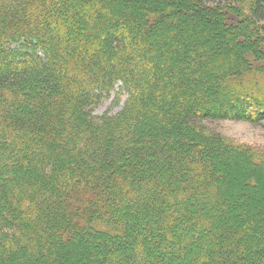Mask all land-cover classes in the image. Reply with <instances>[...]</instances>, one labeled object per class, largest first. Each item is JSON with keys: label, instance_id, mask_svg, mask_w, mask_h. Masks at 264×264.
<instances>
[{"label": "trees", "instance_id": "trees-1", "mask_svg": "<svg viewBox=\"0 0 264 264\" xmlns=\"http://www.w3.org/2000/svg\"><path fill=\"white\" fill-rule=\"evenodd\" d=\"M123 1L0 0V264H264L212 161L264 157L198 121L264 127V0Z\"/></svg>", "mask_w": 264, "mask_h": 264}, {"label": "rangeland", "instance_id": "rangeland-1", "mask_svg": "<svg viewBox=\"0 0 264 264\" xmlns=\"http://www.w3.org/2000/svg\"><path fill=\"white\" fill-rule=\"evenodd\" d=\"M65 1L71 2V0H65ZM165 2H171L175 4L176 0H166ZM137 3L138 2L136 0H124L123 6L125 9H127L128 7H132L133 9H135L137 7ZM197 21L198 20L192 19V24ZM207 22L208 24L210 23L212 25L211 20ZM204 23L206 24V21ZM161 26L162 25L158 27L156 26L157 31L161 29ZM188 26L189 24L188 22H186L185 27ZM200 26H202V24ZM217 26L218 25L216 24V28ZM221 28L227 29L226 27H221ZM78 33L79 35H86L87 38L90 39L93 36V33L89 32L86 34L83 29H78ZM154 44H156V46L157 45L159 46L162 44V42L158 40ZM9 46L21 52L20 50L21 41L19 40L9 41ZM229 62L232 63V59H230ZM179 67L180 66L178 65L177 68ZM126 96L127 93L125 89L122 87L120 82H118L111 92H109L107 95L103 96L100 99V102L91 109V112L96 117H100L103 114H107L110 116L114 115L122 108ZM198 121L202 126L205 127L206 130H210L212 132L218 133L225 141H228L230 144L249 147L250 149L254 150L258 156L264 157V127L263 126L237 119L203 118V119H199ZM212 161L217 164H220L229 173L227 177L223 176L225 180L224 186L226 188V191L229 193L230 199L234 202L237 200L236 203H238L236 204V206H234L233 203L230 202L229 200L230 203L228 204V212H227L228 214L225 217L230 218L231 214L233 213L235 214L234 217L235 220L237 218L236 221L238 223L241 224L249 223L250 218L254 216L252 213L257 212L259 206L260 207L262 206V203L260 201L264 199V175L259 178L260 180H258L254 186L249 188L251 192L250 195L251 198L244 197V195L241 197L239 196V192L241 190L243 191L248 190L244 182L246 178L243 176L247 168L246 162L241 161L237 158H235L234 161H232L231 158L222 157V156H218L216 160H212ZM256 198H258L260 201L256 202ZM237 207L241 208V210L238 211L236 209ZM260 212H262V210ZM231 219H232L231 221H234L233 218ZM235 226L238 227L239 225H235ZM256 229L257 230L252 231L250 235L253 238H257V240L260 242L264 241V234L261 235L262 233L260 232L261 229L262 230L264 229L262 228V226H258ZM249 252H251V250ZM132 254H134L133 251ZM229 260L230 258H228V262L232 263V261Z\"/></svg>", "mask_w": 264, "mask_h": 264}]
</instances>
